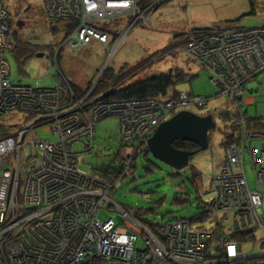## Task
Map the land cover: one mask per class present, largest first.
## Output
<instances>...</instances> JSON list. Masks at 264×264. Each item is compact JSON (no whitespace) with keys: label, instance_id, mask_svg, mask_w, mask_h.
Segmentation results:
<instances>
[{"label":"built area","instance_id":"built-area-1","mask_svg":"<svg viewBox=\"0 0 264 264\" xmlns=\"http://www.w3.org/2000/svg\"><path fill=\"white\" fill-rule=\"evenodd\" d=\"M41 1L48 18L64 19L62 29H67L53 57L57 69L53 86H43L38 80L23 84L12 79L7 58V53H14L8 20L10 9L0 0V257L3 264H264V130L248 126L241 98L247 89L242 83L264 69V62L260 61L264 60L261 53L264 26L249 27L245 32H220L222 36H216L223 39L221 50L228 52L234 44L245 43L250 52L247 59L243 55L234 59L236 74L227 79L228 85L223 81L224 75L217 76L207 70L216 85L218 80L223 83L224 92L232 91L239 113L237 128L228 138L227 157L214 180L215 196L206 203L201 217L155 222L114 199L112 189L124 175L111 180L97 170L85 169L79 163V154L94 147L100 119L118 117L119 142L138 143L136 154L142 143L144 150H148L149 138L171 111L205 109L213 96L182 90L174 99L85 102L87 98L76 95L60 68L59 51L64 45L77 50L93 40L114 42L113 49L117 48L131 30L142 25V14H147L155 3ZM84 1L89 9H76V4ZM127 14H132L131 25L106 26L108 19L114 21L118 16L123 23ZM114 31L119 32L117 37ZM234 34L239 39L231 41ZM168 37L175 36L168 34ZM204 40L207 49L215 54L217 49L214 50L212 42L219 39ZM178 41L176 46L194 48L193 59L203 55L204 46L190 41V36ZM235 55L236 52L229 57ZM239 73H246L240 82ZM224 88H219V95ZM44 124H49L45 131L56 136L55 139L42 138L37 133ZM247 157L256 175L254 187L246 174ZM21 158L26 161L24 167Z\"/></svg>","mask_w":264,"mask_h":264},{"label":"rangeland","instance_id":"rangeland-1","mask_svg":"<svg viewBox=\"0 0 264 264\" xmlns=\"http://www.w3.org/2000/svg\"><path fill=\"white\" fill-rule=\"evenodd\" d=\"M3 1L12 12L10 14L11 24L16 30L18 38L26 39L32 43L54 46V48H50L51 46L44 48L41 51L44 53L42 56L29 55L20 62L14 53H7L12 79L23 84L35 83L38 80L43 86H53L57 72L53 57L67 30L65 27L62 29L64 19L48 18V15L42 12L41 0ZM148 1L155 5L150 6L147 14H142L144 19L142 25L131 30L117 48L113 49L114 42L112 44L99 43L95 40L77 48V50L69 45H64L59 66L74 83L82 88H87L91 80L94 79L96 82L106 65L113 70H118L124 64H134L143 57L151 55L157 60L153 64L152 71L181 68L192 75L191 80L183 79L178 82L179 92L183 90L196 95L213 96L204 107L205 109L202 107L189 108L201 115L213 114L216 121V126L212 128L209 135V147L195 154L190 161V165H195L201 172L197 191L188 179L189 171L191 176V170L177 171L156 159L149 150H144L145 143L140 145L139 152L136 154L134 150L137 149L138 143H120L118 117L109 116L100 119L96 125L94 147L89 152L79 154V163L88 170H100L96 165L104 160L110 162L109 158L112 157H115L118 162H123L121 166L126 172L122 174L123 178L112 189L111 193L114 199L133 209L141 207L153 210L145 216L149 220L161 222L174 217L194 216L203 210L199 206L210 202L216 194L214 180L227 157L228 139L225 132H229L233 126V119L231 117L223 118L219 111L228 105L231 112H238V109L232 91L228 94L224 92L223 83L218 80V85H216L207 70L216 73L217 76L224 75L223 81L227 85L229 84L227 79L236 74L237 62L234 59H239L242 55L247 59L250 51L245 43L234 44L235 46L228 52L221 50L220 44L223 39L216 36L221 31H243L249 27L264 26V0H254L253 4H250L249 0H160L158 4V0ZM88 6L89 4L84 1L76 4V9L86 11L89 9ZM251 6L255 10L253 14H249ZM129 15L132 14H127L123 23L121 16H118L114 21L112 20L114 18L108 19L105 24L109 27H112L111 25L119 27L126 23L131 25ZM55 19L61 29H58L57 26L54 30L51 28ZM201 26H214L215 29L208 33L193 31V28ZM168 34L175 37L166 39ZM184 36H190V41L204 46L203 55L198 59H193V56L195 57V53L192 51L193 47L188 49L187 45L185 47L175 45ZM209 37L219 39L213 47L214 50L217 49L215 54L207 49L208 43L204 39ZM235 52L237 54L235 58L229 57ZM261 53H264L263 48ZM260 61L264 62L262 59ZM226 71H230L229 75L225 74ZM245 74L239 73L238 82ZM242 84L247 88L245 96H241L244 104L242 111L246 112L248 116H264V69L258 70ZM220 87L224 89L219 95ZM76 95L79 98L90 97L85 102H91L94 99L88 93L85 97L79 96L77 93ZM174 114L175 111H171L168 118ZM48 128L49 124L41 125L38 127L37 133L42 138L55 139L56 136L45 131ZM21 160L22 167H24L26 161L24 158ZM245 167L250 185L254 187L256 175L248 157ZM109 170H114V167H110ZM130 170L132 171L129 172ZM21 171L24 172V170ZM185 186L190 188V201L185 204L174 203L175 192L185 190ZM162 197L164 198L162 203L158 202ZM105 215L103 213V216ZM0 264H3L1 257Z\"/></svg>","mask_w":264,"mask_h":264},{"label":"trees","instance_id":"trees-1","mask_svg":"<svg viewBox=\"0 0 264 264\" xmlns=\"http://www.w3.org/2000/svg\"><path fill=\"white\" fill-rule=\"evenodd\" d=\"M167 1V0H166ZM250 4L254 3V0H249ZM164 3V2H163ZM42 12L45 14L44 9L42 7ZM255 12L254 7H250L249 14H253ZM12 12L10 11V14ZM9 23L11 26V36L10 40L13 43V52L17 58V60L24 61L26 57L29 55L37 54L44 50V48L49 47L51 45L48 44H42V43H32L28 40H24L22 38H18V34L16 33V30L13 28V25L11 24L12 20L9 16ZM238 20V19H236ZM235 20V21H236ZM229 21V20H228ZM226 21V22H228ZM230 22V21H229ZM58 21H54L53 24H51V28L54 30L56 29V26L58 29H61L57 25ZM67 25V24H66ZM69 25V24H68ZM215 29L214 26H201L193 28V31L195 33L198 32H210L211 30ZM114 34H119L118 31H114ZM50 48H54V46H51ZM58 49V46L57 48ZM54 52V51H53ZM61 51L58 53V60L60 62L61 58ZM52 56V55H51ZM157 61L155 58H153L151 55L143 57L141 60L134 64H124L120 69L113 70L110 67L105 69L103 73L101 74L99 80L95 84V80H91L89 87L82 88L78 86L76 83L73 82L69 78V81L71 82L73 88L75 89L76 93L79 96L85 97L87 93L89 96H93V100L95 102L101 101H127V100H145L149 98H175L178 95L179 89L177 87L178 82H180L183 79L191 80L192 75H189L186 73L183 69L177 68V69H170L167 71H152V67L154 62ZM195 77V76H194ZM211 77V74H210ZM97 80V79H96ZM95 84V86H94ZM93 88L92 92H89ZM90 97L87 98L89 100ZM220 116L225 117H231L233 119V126L232 129L229 132L226 133V138H230V135L236 130L239 120V113L237 111H230L229 105L228 107L221 109ZM246 113V112H245ZM247 116V122L248 126L250 128H258L264 130V116ZM229 142V140H228ZM175 146L181 149H196L198 146L197 144L191 142V141H183V140H177L175 142ZM117 154V152H115ZM110 162H106V160L102 161L101 163H98L96 166L97 170L101 173L103 177H111V180L114 178L120 177L123 173L126 172V170H123V162L116 161L115 157L109 158ZM110 167H114V170H109ZM188 171L191 170V176L190 171L188 174L189 182H191L197 191L199 188L198 182H200L201 179V172L199 171V168H197L195 165H190L186 168ZM130 170L129 172H131ZM128 175V172H127ZM185 190H179L175 192L173 201L176 204H185L190 201L191 198V192L190 188L184 187ZM163 197L158 200V202L162 203ZM201 209L200 212L196 213L194 217H201L204 215L206 211V204L199 206ZM135 211L138 215L144 216V219H148L145 215L149 211H153L150 209H144V208H136ZM184 217H190V216H183ZM180 217H174L170 218L177 219Z\"/></svg>","mask_w":264,"mask_h":264},{"label":"water","instance_id":"water-1","mask_svg":"<svg viewBox=\"0 0 264 264\" xmlns=\"http://www.w3.org/2000/svg\"><path fill=\"white\" fill-rule=\"evenodd\" d=\"M44 53H37L42 56ZM213 114L201 115L192 110H181L164 120L148 140V150L158 160L177 171L186 169L191 158L209 147V135L215 128ZM177 140L191 141L196 149H181L175 146Z\"/></svg>","mask_w":264,"mask_h":264},{"label":"bare ground","instance_id":"bare-ground-1","mask_svg":"<svg viewBox=\"0 0 264 264\" xmlns=\"http://www.w3.org/2000/svg\"><path fill=\"white\" fill-rule=\"evenodd\" d=\"M158 3H159V1H158ZM158 3H157V4H158ZM67 25H68V24H67ZM234 31L236 32V31H239V30H234ZM221 32H222V31H221ZM218 36L221 37L222 34H221V33H218ZM247 36H249V34H247ZM237 39H239V38H238V36L235 35V34L230 36V40H231V41H236ZM215 43H216V40H214V41L212 42V46H215ZM199 51H200V50H199Z\"/></svg>","mask_w":264,"mask_h":264},{"label":"flooded vegetation","instance_id":"flooded-vegetation-1","mask_svg":"<svg viewBox=\"0 0 264 264\" xmlns=\"http://www.w3.org/2000/svg\"><path fill=\"white\" fill-rule=\"evenodd\" d=\"M109 66L108 65H106V67L101 71V73L99 74V76L97 77V81L99 80V78H100V76H101V74L103 73V71L105 70V69H107ZM97 83V82H96ZM95 86V85H94Z\"/></svg>","mask_w":264,"mask_h":264},{"label":"clouds","instance_id":"clouds-1","mask_svg":"<svg viewBox=\"0 0 264 264\" xmlns=\"http://www.w3.org/2000/svg\"><path fill=\"white\" fill-rule=\"evenodd\" d=\"M42 7H43V6H42ZM96 82H97V80H96ZM96 82H95V84H96ZM95 84H94V85H95ZM92 90H93V88H92L89 92H92ZM92 101L94 102L95 100H92Z\"/></svg>","mask_w":264,"mask_h":264},{"label":"crops","instance_id":"crops-1","mask_svg":"<svg viewBox=\"0 0 264 264\" xmlns=\"http://www.w3.org/2000/svg\"><path fill=\"white\" fill-rule=\"evenodd\" d=\"M251 100V102H252V99H250Z\"/></svg>","mask_w":264,"mask_h":264}]
</instances>
